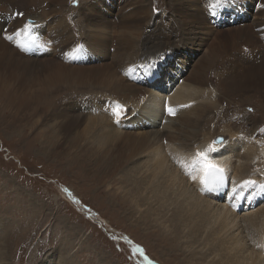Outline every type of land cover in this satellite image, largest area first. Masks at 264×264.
Segmentation results:
<instances>
[{"label":"bare ground","instance_id":"6f19581e","mask_svg":"<svg viewBox=\"0 0 264 264\" xmlns=\"http://www.w3.org/2000/svg\"><path fill=\"white\" fill-rule=\"evenodd\" d=\"M68 1L0 0V84L4 73L14 81L13 78L18 77L16 72L21 71L22 76L47 75L51 85L41 93L15 95L10 92L0 100H7L20 108L26 105L33 115L40 112L44 115L58 94L63 95L69 90L75 97L82 91L91 101L86 103L84 98L78 99L76 106L56 113L62 120L59 128L68 136L85 125V129L76 135L83 137L90 147L95 146L94 159L97 162L104 161L107 155L120 148V161L115 164L109 179L120 173V208L127 209V215L140 216L136 222L141 221L143 226L154 218V229H162L165 225L168 236L164 231H154L153 234L163 240L172 235V239L183 241L188 248L197 247L195 242L200 243L205 233L215 250L210 251L215 258L213 264H264V190L240 188L246 180L264 185V146L256 145L255 141L261 130L258 128L256 133L248 134L239 128L237 132L242 119L233 118L228 109L220 112L218 106L222 100L207 88L215 86L216 91L224 93V96L235 93L242 97L253 92L264 96V22L222 33L221 41L228 43L229 39L233 40L231 51L225 52L219 44L209 48L190 78L183 79L184 65L179 68L167 65L171 71L169 76L164 74L163 68L171 58L176 57L169 54L176 51L186 53L189 49L198 53L202 48L201 37H198L200 33L215 34L220 32V27L229 28V23H234L237 17H244L245 12L255 7L257 0H227V4L218 8L215 15L210 14L212 0H171L174 15L183 23L162 25L154 20L149 24L154 26L145 32L141 25L147 18L143 14L147 8L146 0H86L88 12H81L80 6L77 8L73 0L71 3ZM110 1L112 5L107 7ZM52 5L56 6L54 16L61 14L59 17H49L51 13H46L45 6ZM114 8L119 10V15L118 12L108 14ZM3 12H8V15ZM9 12L14 15L23 13V16L15 15L13 20ZM40 12H44V18L40 17ZM78 13L81 18L77 17ZM28 18L37 24L24 32L22 30ZM110 18L116 20L112 22ZM46 22L53 23L54 41L60 50L53 47L49 53L56 51V56L66 58L72 52L75 61H79L78 51L86 48L94 54L91 59L98 58L102 62H108V53L111 52L112 62L90 70L61 64L62 68H73V71L63 70L62 74L54 71L52 65L60 64L53 61L54 58L39 65L37 57L48 54L45 46L48 37L43 38V30H38ZM215 28L216 31H210ZM17 31H21V35H15L13 43L17 48L13 49V44L6 37ZM257 34L263 36L261 46L255 42ZM32 38H35V44H29ZM18 44H24L26 49L18 47ZM219 56L225 80H211L207 71L210 66L212 72L219 66ZM176 71L180 72L178 78L172 76ZM71 74L77 75V79L64 78ZM126 78L133 84L130 80L126 82ZM64 83L66 86L63 88L61 85ZM97 90L101 97L106 98L107 104H98L94 99L96 95H88ZM110 97H116L117 101L109 100ZM116 105H120L122 110L119 120L113 115ZM169 108L174 114H169ZM94 109L95 112H91ZM92 113L95 115L92 116ZM218 114L224 121L231 118L228 120L229 138L220 145H214L215 151L207 152V162L222 170L229 187L224 196L215 197L201 183L204 170H194L192 160L197 152L208 149L218 130H224L219 127L221 120H213ZM257 122H253L254 125ZM138 130L140 133L130 132ZM108 136L116 145L104 149L102 143ZM77 149H80V144H77ZM76 156L78 158L79 154L76 153ZM111 160L115 161V158ZM142 209L144 211L140 215ZM259 220L260 224H257ZM251 223L263 230L256 239L255 230L246 231ZM1 251L0 263L8 260V253L3 248ZM205 253L201 256H210Z\"/></svg>","mask_w":264,"mask_h":264},{"label":"rangeland","instance_id":"374dc122","mask_svg":"<svg viewBox=\"0 0 264 264\" xmlns=\"http://www.w3.org/2000/svg\"><path fill=\"white\" fill-rule=\"evenodd\" d=\"M68 3H71V0ZM74 3L77 8L80 6L81 12H88L86 0H75ZM111 5L110 1L107 7ZM125 6L128 7L127 4ZM138 6L140 8V4ZM45 7L46 13L48 11L51 13L48 15L49 17L61 15L54 16V14L56 15L55 5ZM146 7L143 14L144 18L146 16L147 18L141 25V29H144L143 32L154 26L149 25L154 20L162 25L168 23L179 25L183 21L174 15L171 0H146ZM131 8L132 6L130 10ZM12 11L14 12V10ZM13 12H9V14L14 20ZM117 12L119 15V10L114 8L108 14L113 15ZM3 13L8 15V12ZM39 15L42 18L45 17L44 12H40ZM141 16L139 17L143 18ZM77 17L81 18L80 13L77 14ZM230 19L231 17L226 18V20ZM28 20H31L33 25L37 24L32 18H28ZM237 20L234 23L230 22L229 28L220 27L218 30L220 32L215 34L200 33L198 37H201L202 48L198 50V53L189 49L186 53L176 51L175 54H169L176 55V57L171 58L169 63L163 65L164 74L170 75L169 66L173 68L175 65L179 68L184 65L183 79L190 78V74L194 72L197 63L202 61L205 51L209 48L219 44L225 52H230L233 40L229 39L228 43L221 41L222 33L250 24L263 23L264 2L255 1V7L245 12L244 17H237ZM209 22L211 23V21ZM53 27L52 22H46L45 26L38 29L43 30V38L48 37L45 42L48 54L37 57L36 61L39 65L54 58L53 61L60 64L52 65L53 69L56 73L62 74L65 69L73 71V68H62V65L90 70L102 68L104 64L112 62L111 52L108 53V62H102L98 58L91 59L94 54L86 48L78 51L80 53L77 58L79 61H75L72 52L66 58H63V55L56 56V51L49 53L53 47L60 51L54 41L56 34L53 32ZM216 30L215 28L210 31ZM12 36L13 39L9 42L13 44V49H16L17 45L13 43L15 34ZM262 37L258 34L255 36L258 46L262 45ZM64 50L66 51L67 48ZM221 59L219 56V66L214 68L213 72L212 67L208 64L210 69L207 72L211 76V80H225ZM86 61L89 63H85ZM50 73L53 74V72ZM16 74L18 77L13 78L14 81L10 76L3 74L0 84V99L10 92L15 95L41 93L43 89H48L51 86L47 75L43 77L22 76L21 71ZM172 76L178 78L180 72L176 71ZM64 78L77 79V75L71 74ZM125 80L129 82L130 79L126 78ZM58 81H61V76ZM131 84L133 83L131 82ZM65 86V83L61 85L63 88ZM139 86L154 88L146 85ZM207 88L212 90L211 93L216 98L222 100L221 105L218 106L220 112L224 111L223 109H228L233 118L240 117L242 119L238 124L237 132H239V128L248 134L256 133L258 128L264 129L263 95L253 92L249 93V96L242 97L235 93L224 96V93L216 91L217 87L215 86ZM98 91L93 92L95 94L89 92L88 95H96L94 99L98 104H107L106 98L101 97ZM79 93L81 94L75 97L69 90L63 95L58 94V97L50 102L52 107H48L44 115L41 112L33 115L26 105L20 108L12 102L0 100V251L3 248V251L8 253V260L1 261L0 264H213L215 258L210 253L215 250L211 239L205 233L202 235L204 240L200 239V243L195 242L197 247L188 248L184 246L183 241L177 238L172 239V235L163 240L159 235L153 234L154 231L165 232V225L162 226V229H154V218H150L143 226L141 221L136 222L140 216L132 214L130 217L126 214L127 209L120 208V173H116L113 178L109 179V174L114 170L115 164L120 161V148L107 155L104 161L97 162L94 159L95 146L90 147L83 137L78 138L76 135L85 129V125L68 136H65L59 128V123H62V120H59L56 113L64 112L67 107L76 106L75 101L78 99L84 98L86 103L91 101V98L83 94L82 91ZM109 100L117 101L116 97H110ZM56 109H58L57 112ZM92 111L95 112V109ZM234 113H237L238 116ZM93 115L95 113H92ZM230 119H225V122L219 114L213 117L214 121L221 120L219 122L223 125L220 124L219 127L220 129L224 128V130L216 132L217 135L215 134L213 141L218 138H223L226 141L229 138L228 120ZM253 122H257V125H254ZM130 132L140 133V130ZM262 138L264 139V132L261 131L260 136L258 135L255 140L256 145L264 146ZM77 144H80V149H77ZM115 145L116 142L110 136L102 143L104 149L112 148ZM76 153L79 154L78 158H76ZM112 158H115V161L111 160ZM143 211L144 209L140 215ZM241 212L239 210V213ZM150 220L152 222L149 223ZM257 224H260V220ZM257 224L251 223L246 230H255L256 237L254 239L257 238L258 233L263 231L256 226ZM165 234L167 235L166 232ZM244 236L246 235L244 234ZM199 245L200 249H204L198 250ZM203 245L209 250L207 251ZM137 249H142L143 255L136 251ZM204 252L210 256H201ZM228 259L230 258L228 257ZM49 261L52 262L49 263Z\"/></svg>","mask_w":264,"mask_h":264},{"label":"snow or ice","instance_id":"6c2138e0","mask_svg":"<svg viewBox=\"0 0 264 264\" xmlns=\"http://www.w3.org/2000/svg\"><path fill=\"white\" fill-rule=\"evenodd\" d=\"M75 2V0H73ZM227 4V0H212V7H211V13L212 15L216 14V10L224 5ZM17 16H23V13H16ZM33 25V22L31 20H28L24 26V29L22 31L27 32L31 29ZM15 35L18 37L21 35V31H17ZM8 40H12L13 36L9 35L6 37ZM36 40L35 38L30 39L29 44H35ZM43 47V45H40ZM18 47L25 48L26 46L24 44H18ZM169 114H174L173 109H168ZM251 111V109H250ZM113 115L116 117L117 120L120 119L122 115V110L120 105H116L115 109L113 110ZM262 132H264V129H261ZM223 140L222 138L214 140L211 145H209L208 149L205 152H197L195 154V157L192 160V168L194 170L196 169H203L204 170V176L201 178V183L205 186L209 184H216V183H222L223 182V175L222 170L216 169L214 165H208L207 162V152L215 151L214 145L222 144ZM195 179V175L192 177ZM241 190L248 189V188H259L261 190H264V185H258L256 181L254 180H246L243 182V184L240 186ZM233 192H236V189H233ZM136 251H139L141 255H143L142 249H137ZM147 259V257H145Z\"/></svg>","mask_w":264,"mask_h":264},{"label":"water","instance_id":"95a60500","mask_svg":"<svg viewBox=\"0 0 264 264\" xmlns=\"http://www.w3.org/2000/svg\"><path fill=\"white\" fill-rule=\"evenodd\" d=\"M218 139H220V138H218ZM222 140H223V142H224V139L222 138ZM217 145H220V144H217Z\"/></svg>","mask_w":264,"mask_h":264}]
</instances>
